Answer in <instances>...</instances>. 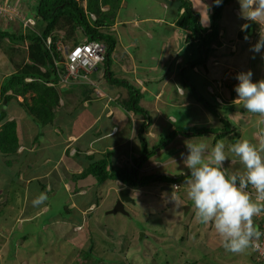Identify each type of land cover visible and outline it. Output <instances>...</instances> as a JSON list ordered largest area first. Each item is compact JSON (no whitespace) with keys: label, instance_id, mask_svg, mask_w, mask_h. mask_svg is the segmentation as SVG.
Segmentation results:
<instances>
[{"label":"crops","instance_id":"obj_1","mask_svg":"<svg viewBox=\"0 0 264 264\" xmlns=\"http://www.w3.org/2000/svg\"><path fill=\"white\" fill-rule=\"evenodd\" d=\"M181 1L189 4L188 9L190 8L194 13L193 17L198 15V21L209 33L211 31L209 29L210 16L215 0H157L158 6H161L160 11L155 8L152 13L144 18L132 15L130 18H127L128 16L122 17L121 12L125 4L122 0L114 25L108 30H104L111 34L117 28L121 27L125 30V27L129 25V29L134 31V34L141 32L147 39H151L150 32L153 30H145V28L152 29L150 26L145 27V23L150 22L171 30L170 36L164 37V40L167 39V41L159 52L156 61L158 64L146 65L132 53H125L126 67L123 68L122 64H118V73H121L119 75L126 73L139 88L141 95L139 104L147 112V118L124 107V101L128 97L129 90L126 91L124 86L110 82L112 78L119 81L124 80L116 78L112 72L105 74L104 70L102 73L92 74L98 78V83L107 86L106 89L103 88V91L98 88L101 91L100 97L85 83L71 87L60 86L59 112L52 124L44 128L37 127L26 115L25 110L15 101L4 104L3 110L7 115L6 121H15L17 124L18 148L14 154L0 152V264L9 261L6 260L7 256L3 255L1 251L10 247L13 233L19 229L20 224L31 222L40 218L41 215L51 213L42 225V231L59 235L60 239L67 240L71 244L77 237L75 232L83 227L84 218L88 216L89 212H92L93 206L100 205L99 207H102L112 192L116 194L118 199L119 191L129 188L120 181L105 180L98 184L91 175L85 177H80V175L90 164L101 160L106 154H108L106 157L108 160L107 171H111L115 167H117L116 169L138 168L139 165H136L135 161L130 164L132 159L126 156V152L134 160L140 159L142 147H139L138 134L142 125H145L142 137L146 149L149 146L148 139L158 140L159 138L160 142H158L161 144L163 137H171V135H173L172 140H174L171 147H184L186 140L199 138L194 134V129L203 125L212 126L210 129H214V131L210 130L213 132L211 135L214 136L213 146L217 140L230 139L229 136L231 135L237 137V132L242 126H234L233 123H229L228 126L229 117H225V115L220 117L217 112L208 111L203 102L198 101L201 99L207 102L202 98L200 90L196 86L198 82H195V79L199 74H202V79L208 83L206 87L208 96L214 98L218 104L241 107L242 103L233 104V100L237 98L234 87L238 81L235 77L240 72L250 70L253 73L254 68L257 72H264L262 67V69L260 66L256 67L263 60L261 56L264 50L258 54L250 51L257 40L256 33L259 29L263 30L260 33L264 32V24L246 19L242 13L239 0H229L221 12L218 33L219 46H216V43L211 44V52L205 63L191 67L194 61L200 59L203 47L201 48L200 38L194 37L189 27L177 25L178 18L185 10L180 6ZM34 4L32 3V6ZM83 6H85V2ZM243 31L247 32L245 37L241 36ZM260 33L257 38H260ZM113 36L116 39V46L111 54V59L120 42L117 35ZM175 44H178V47L174 50ZM132 45L133 42L128 46L131 47ZM181 45H183V54L178 52ZM165 54L167 57H163ZM253 57H256L254 68L252 67ZM160 67L162 68L160 70L161 75H157V69ZM186 71L192 72L195 79L191 77L192 79L188 80L185 75ZM153 72L156 73L152 75ZM13 73L14 69L10 56L0 52V87ZM257 75L253 73V82L259 81ZM261 77L259 75V78ZM92 80L96 84L93 78ZM159 81H161L159 89L152 88L147 83L157 82L160 84ZM167 84L171 85L170 88L173 89L174 94L165 95L164 88H167ZM129 85L133 86L132 83ZM96 86L99 87L98 84ZM100 86L102 87V85ZM144 98L146 100L150 98L155 106L153 116L149 114L145 104H141ZM17 100L22 102L23 98L18 97ZM2 104L3 101L0 98V106ZM191 107L196 108L202 115L208 111L210 116H201V120L198 121L199 115L191 116L189 114L188 110ZM241 110L242 112L239 113L246 117L247 111L244 108ZM204 117L207 121L203 123ZM161 119L164 128H162ZM257 121L255 124L257 131H254L252 137L260 140L259 121ZM252 125L250 124L248 127L252 128ZM188 129L190 133L187 135L185 133L188 132ZM244 130H239L240 136ZM136 136L138 142L135 143L134 138ZM167 146L163 145V147ZM160 151L161 149H158L157 152ZM151 157L152 155L143 156L145 162L140 163L138 171L141 170V172L139 174H146L151 165L155 164V161H149ZM147 163L149 167H146ZM143 164L145 166L141 169ZM159 185L163 186L162 184ZM104 188L106 189L105 194L103 193ZM129 189V196H131V193L137 192L136 189L138 188ZM42 192L47 193L48 200L39 207H34L32 201ZM58 193L65 194V217L67 219L55 214L51 209L54 206L52 201L57 198ZM93 193L95 204L88 208L90 202L87 196ZM16 202L20 204L19 206L17 204V207L14 206ZM77 222L79 226L75 225ZM24 239L25 235L22 237L23 241ZM12 248H14L13 255L20 256L21 247ZM30 261L23 258L19 260V264H29Z\"/></svg>","mask_w":264,"mask_h":264},{"label":"rangeland","instance_id":"obj_2","mask_svg":"<svg viewBox=\"0 0 264 264\" xmlns=\"http://www.w3.org/2000/svg\"><path fill=\"white\" fill-rule=\"evenodd\" d=\"M15 2L16 7L21 9L24 5L30 6L31 3H37L39 0H15ZM124 2L125 4L123 5L121 15L122 17L128 16L127 18L132 16L144 18L148 16L149 13H152L155 8L160 11L161 7L160 5L158 6L157 0H124ZM32 7L31 5L28 11H26L30 16L35 15V8ZM13 22L14 24L16 23L14 20ZM127 24L129 23L127 22ZM148 26L152 29L145 28V30H153L150 32L151 39H147L141 32L134 34V31L132 32L129 29V25L125 27V30L119 27L111 32L112 35H117L120 38V42L110 61L109 72H112L116 78L126 81L128 85L132 83L134 88L138 91L139 88L132 81L133 79H130L126 73L119 75L121 73H118V64H122L123 68L127 66L125 53L135 54L134 56H136L138 60L141 59L142 63L144 62L146 65L158 64L156 61L159 52L163 44L167 41V39L166 41L164 40V37H168L171 34L170 28L164 29L162 26H157L150 22L145 23V27ZM15 27L11 24L4 23L2 29H8L13 33L19 34L17 23ZM163 29L164 32L162 31ZM35 30L40 31V26H35ZM261 30L262 29H259L256 33L255 37L257 40L255 43L259 40L257 37ZM26 34L27 32L25 35ZM59 39L61 41L60 46L62 50H65L69 45L64 42L61 33L59 34ZM131 42H133V45L130 47L128 45ZM180 43L182 42L180 41ZM177 47L178 44H175L173 46L174 50ZM24 51V46L18 43L16 45V50H13L11 53L14 72L26 61ZM0 52H3L2 49H0ZM178 52L183 54V45H181ZM167 54L163 57H167ZM256 57L252 59L253 68L256 65ZM261 57H263V60H261L256 67L260 66V68L262 67L264 69V51ZM104 69L105 67L103 65L98 66L99 73H102ZM161 69V67L158 68L157 73L153 72L152 75L155 73L161 75ZM253 73L254 75L258 74V80L264 79V72H257L256 68H254ZM146 74L148 75V73ZM185 75L188 80H191V77H193L190 71H186ZM259 75L262 77L259 78ZM90 78L96 81V84L99 86L98 88L102 91L103 88L106 89V84L97 82L98 78H95L93 75L90 76ZM193 78L195 79V77ZM202 78V74H199L195 82H198L196 86L198 90H200L199 92L202 98L208 102L209 108L217 112L220 117L221 115L229 117V121L227 122L228 126L229 123H233L234 126H242L241 129H245L241 136L239 134V130L241 129L238 128L237 137L231 135L229 136L230 139H224L226 152L229 158V160L225 162L224 167L229 172L238 173L243 170V166L234 154L228 152V146L234 144L239 139H247L257 145L264 141V116L247 112V116L243 117L241 113H239L242 112L241 109L243 105L238 108V106H232L230 104H218L214 98L208 96L206 90L208 83ZM159 82L160 84L157 82L147 83L148 86L151 85L152 88L156 87V89H159L161 81ZM100 85H102V87ZM166 86L167 88H164L165 95L169 93L174 94L173 89L170 88L171 85L167 84ZM125 90L128 91L127 88ZM202 102L204 103L203 100ZM141 104H145V108L149 111V114L152 116L154 115L155 106L152 104L150 98H147V100L144 98ZM188 111L191 116L199 115L198 121L201 120V116H210L209 110L204 112V115L194 107L189 108ZM236 113H238V115H235ZM257 120L259 121L258 129L261 135L260 140L252 137L254 131H257L255 128ZM206 121L207 119L204 117L203 123ZM160 122H162V128H164L163 120L161 119ZM250 124H253L252 128L248 127ZM210 128H212V126L203 125L194 129V134L199 138H191L194 139L193 142H204L209 146V149H211V147H213L212 141L214 140V136L211 134L214 129ZM189 133L188 129V132L185 134L188 135ZM172 138L173 135H171V137H163L161 144L159 143V138L158 140H147L149 146L146 150L151 151L149 155H152L149 161H155V164L151 165L150 170L144 175L139 174L141 170L138 171L139 179H142V181L149 180V183L144 187H138V189H136L137 192L131 193L130 197L134 200L133 203H124V211L127 215L122 213H109L117 202L116 194L113 192L102 207H99L100 205L92 207V204H95V201H93L95 200V195L94 193L90 194L87 196L90 202L88 208L92 207V212L88 213V216H86L87 219L84 218L83 227L75 232V236L77 237L73 243L70 244L69 241L60 239L59 235L54 233L42 231L41 227L51 213L48 215L44 214L31 222L19 225V229L13 233V240L10 247L8 249H2L1 251L3 255L5 254L7 256L6 260L10 261H4L3 263L19 264L20 259L26 258L31 260L29 264H88L91 259H86L84 252H87L92 244V257L99 262V264H258V262H254L255 251L251 247L240 254H233L226 251L223 248L222 238L214 229L213 225L211 223L207 225L202 224L196 219L194 204L188 198L187 186L184 184L190 172L181 160V153H187V149L185 145L184 147H171V143H174ZM134 142H138L137 136L134 138ZM135 145L138 146L137 144ZM163 145L168 146L163 147ZM140 146L141 143L139 144V147ZM158 149H161V151L157 152ZM126 156L132 159L130 160L131 163L129 162L130 164L135 161L136 165H140V160H134V158L129 157L127 152ZM145 164L141 165V169H143ZM146 167H149L148 163ZM180 175L183 176V178H180L178 180L179 182L172 184L174 181L173 177H180ZM157 176H164V182H167V184H164L166 187L165 189L163 188L164 186L158 183H152V180ZM174 185L179 186L175 189L176 201L172 199ZM169 187H172V189ZM103 190L105 194L106 189L104 188ZM64 195V193H58L57 198L52 201L54 206L51 209L55 214H59L60 217H65L66 201ZM17 204L16 202L14 206ZM19 205L20 204H18V206ZM261 221L264 222V214L255 218V224ZM75 225H78V222L75 223ZM141 234L144 235L143 238H141ZM24 235L25 239L23 241L22 237ZM12 247H21L20 256L13 255L14 248Z\"/></svg>","mask_w":264,"mask_h":264},{"label":"trees","instance_id":"obj_3","mask_svg":"<svg viewBox=\"0 0 264 264\" xmlns=\"http://www.w3.org/2000/svg\"><path fill=\"white\" fill-rule=\"evenodd\" d=\"M121 1L122 0H39L32 8H35V15L33 16L36 22L35 26H40L41 30L36 31L35 27L34 29L27 28L26 35H24L21 30H19V34H16L11 30L2 29L4 23L11 24L12 26L14 25L12 19L0 15V49H2L8 57L10 56L12 60L11 53L13 50H16V45L19 43L24 46L26 55V61L23 62L22 66L15 70L0 87V98L3 101V104L0 106L1 153L14 154L18 148L17 124L15 121H6L7 115L3 110L4 104L15 101L25 110L26 115L39 128L51 125L59 112V90L61 89L59 88L60 86L57 85V73L58 71L63 72L62 63L64 58L62 52L55 48V42L58 41L60 33L63 36L64 42L69 45L66 48L90 41H98L103 44L106 56L102 65L105 67L104 73H109L108 65H110L111 54L116 46V39L113 35L106 33L104 30H108L114 25ZM84 2L85 6H83ZM181 2L182 4L180 6L185 10L178 18L177 25L179 27H189L193 36L200 38L203 53H201L198 61H194L191 64V67L202 65L211 52V44L216 43V46H219L218 33L221 12L229 0H222L219 5H217L216 0L214 1L215 5L210 16L209 29L211 31L209 33H207L206 28L202 27L198 21V15L193 17L194 13L188 9L189 4L184 1ZM15 3V0H0V6L9 5L14 7L16 13L20 16H24L25 18L30 17L26 11H28L32 3L30 6L24 5L21 9H18ZM191 17L193 18L191 19ZM19 24L21 25V23ZM246 33L247 32L243 31L241 36L245 37ZM47 37L51 38L52 44L50 46L45 44ZM55 62H60V64L55 65ZM184 80L186 81L187 79ZM110 82L118 86H125V88L129 90L128 98L126 99L127 102L124 101V107L127 108V110H131L147 118V112L139 104L141 95L138 90L126 84L124 81L112 78ZM90 89L94 91L92 87ZM18 97L23 98L22 102L17 100ZM198 101L202 102L201 99H198ZM203 104L211 113L214 112L209 108L207 102L204 101ZM144 126L145 125H142L138 134L142 147V155L139 159L140 162H145V159H143L144 155L148 157L150 156L149 154H151L150 151L146 150V144L142 137ZM107 155L108 154L104 155V158L101 160L90 164L88 168L82 172L80 177L91 175L98 184L103 183L105 180H118L126 187L133 189L145 186L149 183V180L142 181V179H139L138 170L140 165L137 169L135 167H124L120 169L112 168L111 171H107ZM157 177V179H153L152 182L162 184L163 186L167 184V182H164V176ZM180 178H183V176ZM180 178L173 179L174 181L172 184L179 182L178 180ZM170 188L172 189V187ZM257 225L262 232L264 222L261 221ZM143 237L144 235L141 234V238ZM251 248L253 249L252 246ZM84 255L86 259H91L88 264H99V262L92 257V244L89 250L84 252ZM257 258L255 254L254 262H258V264L264 263V259L257 260Z\"/></svg>","mask_w":264,"mask_h":264},{"label":"clouds","instance_id":"obj_4","mask_svg":"<svg viewBox=\"0 0 264 264\" xmlns=\"http://www.w3.org/2000/svg\"><path fill=\"white\" fill-rule=\"evenodd\" d=\"M221 2L222 0H216L217 5ZM239 2L246 19L264 24V0H239ZM28 19L33 21V25L28 28L33 29L36 24L35 19L33 16ZM16 23L25 35L27 28H23L17 21ZM15 24L13 22L14 26ZM45 44L47 46L52 44L50 37L46 38ZM57 44L60 51H63L64 58V51L69 48L62 50L59 38L55 42V48ZM262 50H264V32L260 33L259 40L250 49L257 54ZM98 66L89 75L92 85L81 82L92 87L96 95L101 91L90 76L98 72ZM235 79L238 81L234 87L237 98L233 100V104L242 103L247 112L264 116V79L253 82V73L250 70L238 73ZM194 139L184 142L187 153H181V160L190 172L184 184L187 186V196L194 204L196 219L202 224L213 225L222 238L223 248L226 251L233 254L243 253L253 245L255 239L264 235L255 224V218L264 214V141L257 145L244 139L228 146V152L234 154L243 166L242 171L232 173L224 167L229 158L223 140H217L209 149L206 143H195ZM177 187L179 186H173L174 201H176ZM47 200V193L42 192L32 203L34 207H39Z\"/></svg>","mask_w":264,"mask_h":264},{"label":"built area","instance_id":"obj_5","mask_svg":"<svg viewBox=\"0 0 264 264\" xmlns=\"http://www.w3.org/2000/svg\"><path fill=\"white\" fill-rule=\"evenodd\" d=\"M0 15L6 16L9 19L21 23L23 28H28L33 25L31 19L20 16L16 13L15 8L9 5L0 6ZM49 43V40H48ZM57 50H60L57 44ZM105 59V48L97 41H90L86 44H79L64 51L63 72L58 71L57 85L71 87L77 83L87 82L93 84L89 80V75L93 73L97 66ZM60 62H55L59 65ZM53 85V84H50ZM100 96V93L97 92ZM264 232V226L263 231ZM257 260L264 259V235H261L258 240L253 241L252 245Z\"/></svg>","mask_w":264,"mask_h":264},{"label":"water","instance_id":"obj_6","mask_svg":"<svg viewBox=\"0 0 264 264\" xmlns=\"http://www.w3.org/2000/svg\"><path fill=\"white\" fill-rule=\"evenodd\" d=\"M129 192H130L129 188H124V189H121L119 191L118 200L115 203L113 209L109 213H111V214L122 213V214L127 215L126 212L124 211V203L125 202L133 203L134 202V200L130 198Z\"/></svg>","mask_w":264,"mask_h":264},{"label":"flooded vegetation","instance_id":"obj_7","mask_svg":"<svg viewBox=\"0 0 264 264\" xmlns=\"http://www.w3.org/2000/svg\"><path fill=\"white\" fill-rule=\"evenodd\" d=\"M165 187V186H164ZM170 188V187H169ZM170 190V189H169ZM119 197V196H118ZM118 200V199H117Z\"/></svg>","mask_w":264,"mask_h":264}]
</instances>
